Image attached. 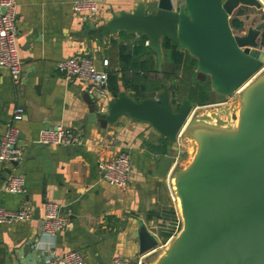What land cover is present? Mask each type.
Returning a JSON list of instances; mask_svg holds the SVG:
<instances>
[{
  "label": "crops",
  "instance_id": "0c3cea01",
  "mask_svg": "<svg viewBox=\"0 0 264 264\" xmlns=\"http://www.w3.org/2000/svg\"><path fill=\"white\" fill-rule=\"evenodd\" d=\"M72 1L14 0L19 72H26L27 82L20 92L7 69L0 67V134L12 122L23 156L15 165L0 161V206L25 207L31 211V217L0 222V264H34L48 251L59 255L67 250L79 251L85 264H108L113 255L135 259L140 254L142 264L145 260L149 264L153 252H138L133 230L139 220L155 225L158 235V227L169 229L165 239L159 235L160 245L155 252L174 233L175 220L168 222L156 217L169 208L176 213L170 178L163 184L150 171L159 156L170 154L172 160L176 158L182 143L179 138L169 141L147 122L133 121L125 115L106 124L104 129L96 121L87 120L82 97L87 82L77 78L66 82L56 70L55 62L68 55L87 53L97 68L116 75V87L123 90L118 46H132L140 35L117 31L97 39L92 33L81 31L83 27L98 26L112 12L132 9L136 0H96L101 9L91 20H80L71 9ZM248 11L258 15L252 23L263 19L260 11L251 6L239 17L242 19ZM249 25L254 24L248 23L246 27ZM123 91L132 95L131 89ZM111 95L108 90L99 106L101 111ZM18 105L24 108L22 116L11 120L12 109ZM45 119L50 126L74 129L79 141L71 145L34 141L37 131L45 127ZM119 150L128 153L131 163L124 188L108 182L97 166ZM16 173L23 175L24 190L8 192L4 180ZM43 199L59 202L61 211L69 218L68 226L51 236L40 232ZM35 207L37 217L32 216ZM150 211L152 215L147 217Z\"/></svg>",
  "mask_w": 264,
  "mask_h": 264
},
{
  "label": "water",
  "instance_id": "95a60500",
  "mask_svg": "<svg viewBox=\"0 0 264 264\" xmlns=\"http://www.w3.org/2000/svg\"><path fill=\"white\" fill-rule=\"evenodd\" d=\"M151 1L136 0L132 9L112 12L81 32L97 39L117 31L143 35L144 52L153 53L157 71L165 36L195 58L197 79L208 78L214 92L234 93L235 100L195 113L196 107L182 99L175 109L161 77L154 94L136 100L118 90L101 111L105 97L84 91L87 120L100 129L125 115L147 122L169 141L179 132L190 142L183 165L170 167L172 156L163 154L150 171L163 184L170 178L180 225L155 252L160 245L157 228L139 220L132 234L138 252H153L149 264H264V46L258 44L264 19L242 32L228 22L238 5L259 9L260 0H153L154 8L147 9ZM26 82V72H19L20 92ZM44 122L54 127L48 119ZM32 216L37 217L36 207Z\"/></svg>",
  "mask_w": 264,
  "mask_h": 264
},
{
  "label": "built area",
  "instance_id": "2783aa9c",
  "mask_svg": "<svg viewBox=\"0 0 264 264\" xmlns=\"http://www.w3.org/2000/svg\"><path fill=\"white\" fill-rule=\"evenodd\" d=\"M260 3L261 6L258 10L264 19V3L261 0ZM71 9L80 20H91L101 7L96 0H73ZM143 43L145 44V40ZM102 63L105 64L106 61L103 59ZM0 67L7 69L12 82L17 83L20 71V57L16 43L14 0H0ZM55 68L66 82H71L76 78L85 80L87 82L86 90L93 97L100 99L107 96V72L103 68H97L89 56L68 55L57 60ZM23 110L22 106H15L11 112V120L21 118ZM17 134V128L12 122H8L4 126L0 134V161L18 162L22 158L23 150L17 143ZM180 136L178 132L177 138ZM34 141L44 144L71 145L79 141V136L70 127H42L37 131ZM178 161V155H176L171 165H177ZM97 166L108 182L120 188L126 186L131 167L130 158L126 151L119 150L112 158L98 162ZM4 187L8 192H22L24 190L23 175L21 173L9 174L4 180ZM171 197L173 198V196ZM60 208L61 205L54 199H48L43 202L40 217L41 234L51 236L68 226V215L62 212ZM30 217L31 211L25 207L9 209L0 206V222L23 221ZM179 221L180 219L176 215L174 232L179 227ZM132 261H134V264H142V254L135 259L128 256L113 255L110 257L108 264H131ZM34 264H85V260L77 250H67L59 255L48 251Z\"/></svg>",
  "mask_w": 264,
  "mask_h": 264
},
{
  "label": "trees",
  "instance_id": "16d2710c",
  "mask_svg": "<svg viewBox=\"0 0 264 264\" xmlns=\"http://www.w3.org/2000/svg\"><path fill=\"white\" fill-rule=\"evenodd\" d=\"M248 8V6L245 5H238L231 15L229 16L228 22L230 27L236 31L241 29L242 27V19L239 17V14L244 13V10ZM258 10V9H257ZM144 42V36L140 35L138 42L136 44H133L132 46H128L126 44H119L118 46V58H119V79L121 82V85L124 89H131L132 90V97L136 100L147 96L148 94H145L146 87L144 86V83L142 81L146 80L148 78V74L153 72H157L155 69V60L152 65L153 60L151 59V51L144 52L145 44ZM162 53L164 56V51L167 52V62H168V68L169 71L172 72L176 68L183 67V64H185L188 71H191L195 68L194 66V60L191 55L187 52L185 49L179 48L176 41H171L167 39L165 36H162L160 39ZM258 44L264 46V25L262 26L260 30V34L258 37ZM153 54V53H152ZM190 56L191 59L187 60L186 57ZM154 59V57H153ZM187 60V62H186ZM163 64V62H162ZM162 64H161V74L165 77V71L162 70ZM153 66V67H152ZM167 73V72H166ZM194 86L189 88L188 95L185 96V99H188L190 103H207L208 102V91H213L209 85L208 78H205L202 81H199L195 77V72L193 76ZM169 90V97L170 102L176 109L179 105L180 101L182 99H179L175 95L174 89L171 87L170 84L167 85ZM107 88L110 91L112 95H115L118 91V88L116 87V75L112 72H107ZM153 211H150L147 213V217H150L152 215ZM156 217H160L162 219L169 218L170 220H175L174 211L172 208L166 209L162 212L160 215H156ZM162 226V225H160ZM163 227V226H162ZM159 228V235L165 239L170 234V230H165V228Z\"/></svg>",
  "mask_w": 264,
  "mask_h": 264
},
{
  "label": "rangeland",
  "instance_id": "374dc122",
  "mask_svg": "<svg viewBox=\"0 0 264 264\" xmlns=\"http://www.w3.org/2000/svg\"><path fill=\"white\" fill-rule=\"evenodd\" d=\"M178 1H180V0H175V3L177 4ZM153 3H154L153 0L149 3H147L146 8L147 9L154 8ZM257 16L258 15H256L254 11H248L242 17L243 25H242L241 29L245 28L248 23L249 24H255L252 22L255 20V17H257ZM151 57H152L151 59L153 60V62H152V65H153L154 59H153L152 53H151ZM165 58H167V52L166 51H164V56L162 53V61H161V64L163 62L162 70L165 71V77L161 74V71H157V72L151 71V73L148 74V78L146 80L142 81V83H144V86L146 87L145 94L152 95L156 91H158L161 87V79L160 78L163 77L165 82L167 83V85L170 84L171 87L174 89L175 95L179 99H185L184 97L188 95L189 88L194 86L193 76H194L195 68L191 71H188L185 64H183V67L181 66L180 68H176L174 71L170 72L169 71L170 69L168 68L169 66H168L167 59H165ZM186 59L189 60V59H191V57L187 56ZM187 60H186V62H187ZM193 60H194V66H195V58L194 57H193ZM197 80L203 82L204 79L203 80L197 79ZM208 93H209V96H208L209 99H208L207 103H201V104H196L194 102L191 103L192 107L198 106L197 109L195 108V110H194L195 113L200 112L201 109H209L211 107H216L218 104H222V103L228 104L231 101L235 100V94L234 93L231 95H221V94H218L216 92H212L210 90L208 91ZM179 141L182 144L180 145V150H179V155H178L179 161L177 162L176 167H180L181 165L184 164L185 161H187V159L189 157V149H190V142H189L187 137L180 136ZM171 196H172V193H171ZM172 200L171 201L173 202V205H174L175 211H176V213L174 212L175 216L178 215V217L180 219L178 207H177V202H176L175 197H173ZM166 219L168 222H171V220L169 218H166ZM179 225H180V221H179ZM152 255H154V254H152ZM131 264H134V262L132 261ZM145 264H147L146 260H145Z\"/></svg>",
  "mask_w": 264,
  "mask_h": 264
},
{
  "label": "bare ground",
  "instance_id": "6f19581e",
  "mask_svg": "<svg viewBox=\"0 0 264 264\" xmlns=\"http://www.w3.org/2000/svg\"><path fill=\"white\" fill-rule=\"evenodd\" d=\"M196 109H197V107H196ZM173 165H174V164H173ZM173 165H171V167H172Z\"/></svg>",
  "mask_w": 264,
  "mask_h": 264
},
{
  "label": "flooded vegetation",
  "instance_id": "af4514ba",
  "mask_svg": "<svg viewBox=\"0 0 264 264\" xmlns=\"http://www.w3.org/2000/svg\"><path fill=\"white\" fill-rule=\"evenodd\" d=\"M218 104V103H217ZM222 104H225V103H222ZM219 105V104H218Z\"/></svg>",
  "mask_w": 264,
  "mask_h": 264
}]
</instances>
